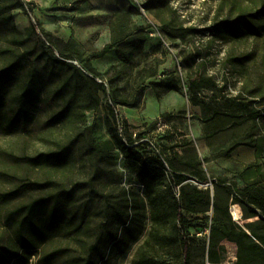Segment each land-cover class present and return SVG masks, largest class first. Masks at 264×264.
<instances>
[{"label": "rangeland", "instance_id": "1", "mask_svg": "<svg viewBox=\"0 0 264 264\" xmlns=\"http://www.w3.org/2000/svg\"><path fill=\"white\" fill-rule=\"evenodd\" d=\"M115 15L145 40L136 50L121 47L126 54L133 52L129 63L118 56V47L105 49ZM61 55L76 69L54 70L51 75L45 62ZM19 59L25 60L27 70L33 62L44 70L41 98L27 120L11 125L20 88L12 79L5 84L0 194L29 183H38L40 190L26 189L16 199L0 202L2 264H133L150 233L146 191L107 130V92H99L97 108L85 103L73 88L87 87L93 96L94 86L78 71L107 82L113 103L136 101L135 108L117 106L120 118L165 157L170 158L173 149L180 155L186 152L200 162L208 180L264 189V0H0V71ZM197 74L216 84L213 91H202L199 100L240 116L234 123L222 122L224 131L210 139L204 136L201 109L190 104L187 93L188 77ZM168 77L179 81L178 92L163 93L152 85ZM70 78L76 83L67 85ZM71 98L68 118L51 123L63 101ZM255 112L261 115L253 120L249 114ZM163 114L171 117L161 118ZM63 150L69 156L63 167L35 169L19 160ZM209 189L237 225L244 228L257 221L245 219L224 186ZM39 196H58L63 207L59 227L49 230L42 215L31 227V218L14 214ZM214 217L212 208L204 215H187L190 264H206L202 248L208 244ZM252 229L264 235L262 224ZM21 236L33 249L24 248ZM221 246L220 264H236L235 244L223 241ZM155 255L158 261L182 264L179 244Z\"/></svg>", "mask_w": 264, "mask_h": 264}, {"label": "trees", "instance_id": "2", "mask_svg": "<svg viewBox=\"0 0 264 264\" xmlns=\"http://www.w3.org/2000/svg\"><path fill=\"white\" fill-rule=\"evenodd\" d=\"M115 21L110 23V43L105 49L118 47L116 53L126 63L131 62L133 52L125 53L121 47L128 45L132 50H136L144 45L143 37L135 36L130 30L127 21L123 22L122 16L115 15ZM42 31V30H40ZM42 34V33H41ZM171 37H175L170 34ZM49 43V42H48ZM45 48L47 47L42 41ZM139 44V45H138ZM93 58H97L93 56ZM67 58L61 55L59 59L50 57L51 70L64 71L67 67L76 69L73 65L66 63ZM25 60L19 59L0 71V107L4 101L3 93L5 84L9 79L18 83L20 91L15 97L16 112L10 118L11 125H19L22 120H27L31 115L34 104L40 100L39 83L43 77L44 70L36 67L35 62L27 70ZM78 73L94 86V94L91 96L85 87L84 89L73 88V93L81 94V100L90 103L93 108L99 106L98 94L104 93L103 84L94 77H85L80 71ZM76 83V79H68ZM103 81V80H101ZM187 93L189 102L193 107H199L202 112L201 122L204 125V136L206 139L213 138L224 131L222 122L239 119L234 112L221 111L212 107L203 100H199L198 95L204 91H213L216 88L212 78L197 74L188 77ZM109 88V84L106 82ZM155 88L162 92H178L179 81L168 77L164 80L153 83ZM106 93V92H105ZM157 98L160 94H156ZM107 97V96H106ZM72 98L63 101L61 109L51 117L54 125L65 121L72 111ZM106 103L110 109V118L107 120V130L116 144L122 159L134 173L137 181L146 191L150 206L151 230L148 238L140 247L133 264H167L157 260L158 250L172 249L175 244H179V254L182 264H190L192 248L189 235L186 229L191 227L187 215H204L212 208L215 214L210 229L208 244L204 246L203 255L206 257V264H220L223 247L221 243L227 241L236 246V264H264V235L256 232L252 228L256 224L264 226V189L256 184H251L244 188H238L232 184H225L222 180H208L200 170V162L193 155L183 152L180 155L172 150L170 158L164 156L162 151L146 139L143 134L133 133L126 120L120 118L117 106L135 108L137 102L132 104L118 100L113 103L112 98H106ZM264 113V112H263ZM253 120L260 117V112L249 114ZM170 114H163L161 118H170ZM213 129L210 133L209 129ZM237 139V138H235ZM35 169L52 167H63L69 162L66 150L43 153L33 157L19 159ZM38 183L28 184V186L16 188L12 191L0 194V202L8 203L16 199L20 192L24 190L39 191ZM208 185L207 187H204ZM224 186L232 199L233 204L241 207L245 219H255L256 222L247 224L244 228L232 221L228 207L221 210L218 201L211 198L209 187ZM177 194V196H176ZM63 207L58 196H39L31 202L20 206L14 214H24L26 218H31L30 226L35 227L34 218L42 215V222L52 230L61 225ZM13 214V215H14ZM22 244L26 250L33 249L32 242L23 236ZM12 258L16 255L12 254ZM2 264V260H0Z\"/></svg>", "mask_w": 264, "mask_h": 264}, {"label": "built area", "instance_id": "3", "mask_svg": "<svg viewBox=\"0 0 264 264\" xmlns=\"http://www.w3.org/2000/svg\"><path fill=\"white\" fill-rule=\"evenodd\" d=\"M34 25L36 26V23H35ZM152 29L154 30L153 33L157 35L158 32H157L156 28L153 26ZM37 33H38L39 37L41 38V41H43V42L45 43V45L48 47V46H49V43H48V41L45 39V37L43 36V34H41V32H40L39 29H37ZM165 46H166V44H165ZM97 81H98L99 83L103 84L104 89H105V92H107V98H108V94H109V88H108V85H107L106 82H104V81H101V80H97ZM207 186H208V185H206V186H204V187H207Z\"/></svg>", "mask_w": 264, "mask_h": 264}, {"label": "bare ground", "instance_id": "4", "mask_svg": "<svg viewBox=\"0 0 264 264\" xmlns=\"http://www.w3.org/2000/svg\"><path fill=\"white\" fill-rule=\"evenodd\" d=\"M233 216H234L235 219H237L238 218V212L237 211H234L233 212Z\"/></svg>", "mask_w": 264, "mask_h": 264}]
</instances>
